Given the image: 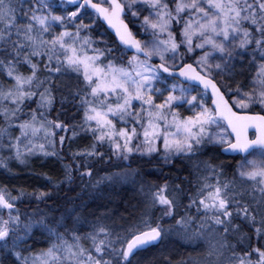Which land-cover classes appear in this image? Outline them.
Wrapping results in <instances>:
<instances>
[{"label": "snow or ice", "instance_id": "obj_1", "mask_svg": "<svg viewBox=\"0 0 264 264\" xmlns=\"http://www.w3.org/2000/svg\"><path fill=\"white\" fill-rule=\"evenodd\" d=\"M0 77V264H264V0H0Z\"/></svg>", "mask_w": 264, "mask_h": 264}, {"label": "trees", "instance_id": "obj_2", "mask_svg": "<svg viewBox=\"0 0 264 264\" xmlns=\"http://www.w3.org/2000/svg\"><path fill=\"white\" fill-rule=\"evenodd\" d=\"M131 27V25H130ZM135 31V29H133ZM2 79V77H0ZM56 112L53 111L52 118H55ZM77 143L73 144V148L76 147H84L87 144L91 143L89 139H80L77 138ZM67 151V145L65 148ZM233 156H225L220 155L219 158L224 160L226 163H235L232 159ZM9 165L12 169V173L14 175H10L7 171L0 168V184H7L10 188H23L27 192L31 193L36 189L45 190V191H53L54 196L56 195L55 191L52 189L51 185H48L46 180L43 178L42 173H46L48 176H51L53 180H59L62 178V170L61 164L56 158H46V159H39L34 158L31 160L30 166L25 167L23 165L17 164L15 161H9ZM231 170H229L230 172ZM100 175H103L101 172ZM187 175V173H185ZM151 180H155L156 182H162L161 180L157 179V177H149ZM189 189H192L193 186L188 185L186 186ZM79 191V189H77ZM61 197L63 193L59 194ZM70 195H75V193H70ZM138 195L132 193L131 191H123L119 200L116 201V204L113 205L114 207L118 208L120 212H122L125 216L128 215V212L132 211V205L136 204ZM87 199V198H85ZM61 200L56 199L48 200L47 204L49 206L55 207L56 205L60 204ZM22 211L31 212L33 209L39 207L41 209L45 208L44 204H37L36 201L31 199H25V202L20 205ZM127 209V211H126ZM43 243L37 245V247H44ZM177 252H183V249H177ZM175 255V253H174Z\"/></svg>", "mask_w": 264, "mask_h": 264}, {"label": "water", "instance_id": "obj_3", "mask_svg": "<svg viewBox=\"0 0 264 264\" xmlns=\"http://www.w3.org/2000/svg\"><path fill=\"white\" fill-rule=\"evenodd\" d=\"M223 155H225V156H234L236 154H233V153H224Z\"/></svg>", "mask_w": 264, "mask_h": 264}, {"label": "rangeland", "instance_id": "obj_4", "mask_svg": "<svg viewBox=\"0 0 264 264\" xmlns=\"http://www.w3.org/2000/svg\"><path fill=\"white\" fill-rule=\"evenodd\" d=\"M182 111H183V110H182ZM184 114H189V113H186V112H185ZM16 134H18V133H16Z\"/></svg>", "mask_w": 264, "mask_h": 264}]
</instances>
